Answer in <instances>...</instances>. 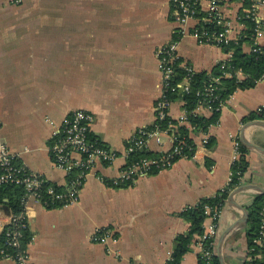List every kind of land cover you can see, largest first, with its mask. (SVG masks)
Listing matches in <instances>:
<instances>
[{
    "label": "crops",
    "instance_id": "0c3cea01",
    "mask_svg": "<svg viewBox=\"0 0 264 264\" xmlns=\"http://www.w3.org/2000/svg\"><path fill=\"white\" fill-rule=\"evenodd\" d=\"M41 6H52L54 14H31L30 8ZM220 10L235 35L242 33V52L250 53L246 25L237 19L239 3ZM171 12V0H53L48 5L0 0V141L17 155V163L63 187L66 176L49 153L51 132L79 109L93 115L91 135L120 153L111 164L95 163L76 202L44 207L27 200V251L33 264H166L175 238L189 229L181 212L230 183L235 140L246 149L247 165L221 209L215 255L221 264H244L247 207L264 190V125L255 124L264 120L247 118L264 109V76L255 86L234 91L205 131L189 122L178 125L188 129L194 158H179L128 185L103 181L119 177L128 139L155 122L162 90L159 47L179 39L178 67L184 71L183 65H190L194 73L207 75L231 57L223 47L198 43L187 34L178 37ZM259 15L264 17V5ZM193 25L188 22L186 29ZM257 42L264 47V32ZM227 73L222 76L230 77ZM233 75L245 78L240 70ZM195 110L203 118L213 113L204 105ZM184 112L185 101L177 95L169 115L177 121ZM205 137L210 147L203 144ZM171 146L172 139L163 135L159 142L150 138L146 151L161 157ZM5 202H0V229L8 214ZM210 225L205 217L204 230ZM101 228L110 229L115 240L94 241ZM197 241L179 264H198ZM0 264L16 263L0 257Z\"/></svg>",
    "mask_w": 264,
    "mask_h": 264
},
{
    "label": "built area",
    "instance_id": "2783aa9c",
    "mask_svg": "<svg viewBox=\"0 0 264 264\" xmlns=\"http://www.w3.org/2000/svg\"><path fill=\"white\" fill-rule=\"evenodd\" d=\"M17 2L19 0H16ZM244 1L246 5H244ZM231 2L239 3L240 10L237 19L241 22L250 20L254 23L253 34L250 36L251 52L260 49L257 38L264 32V17L259 15V9L264 5V0H171V16L177 24L176 33L178 37L191 35L198 43L213 44L217 46H229L243 41L242 33L236 34L222 14L220 8ZM206 3V10H202V4ZM193 22L190 30L186 29V24ZM234 33V35H233ZM249 38V37H248ZM179 39H174L170 43L159 47L157 51L159 59V70L161 72V93L155 106V122L151 127L139 128L129 139L122 157L125 158V166L122 168L119 177L111 180L104 179L109 186H123L133 183L139 176L160 172L168 169L179 158H194L195 146L185 144V137L178 133V125L188 122L187 112L182 117L174 121L169 115L171 100L169 93L187 94L191 90V76L194 73L190 65H183L185 75L177 81L175 69L181 65V60L177 53V43ZM232 54L231 49L227 50ZM223 75H228L224 72ZM220 77L212 80L198 90L199 96L197 105H204L211 111H220L222 103L217 92V85ZM216 104H218L216 106ZM193 113L197 115L196 110ZM93 115L84 110H74L64 120L60 127L54 128L51 132L49 153L53 165L63 171L66 176V183L59 190L55 184L46 177L28 170L24 165L17 163V155L12 153L7 144L0 141V184L12 183L23 185L24 195L22 197V211L19 214L8 213L1 223V234H5V245L7 247H18L20 232L19 228L27 227L26 203L29 198L39 202L44 207H61L74 203L78 199L81 188L86 177L93 170L97 161L105 164L113 163L119 156L115 149L106 146L102 141L91 135V123ZM166 121L165 125L160 122ZM191 126V125H190ZM192 127V126H191ZM193 128V127H192ZM168 135L172 139V146L161 157H138L130 159V155L140 150H147V141L150 138L159 142L161 136ZM203 144L208 143V139H203ZM233 163L239 158V141H234ZM233 165V164H232ZM233 171L231 169L230 179ZM230 180V181H231ZM241 181V179H240ZM44 187L45 197L42 195ZM206 217L211 220V225L203 235L198 238L200 253L205 260H209L215 255V240L218 232V219L221 209H213L205 206ZM13 228L11 229L10 227ZM262 235L264 237V209L262 212ZM212 239L210 249H204L203 241ZM94 241L105 243L114 241L115 237L110 229L101 228L93 236ZM264 245V239L262 241ZM28 246V245H27ZM27 246L14 254L5 253L0 250V257L11 259L16 264H33L27 251ZM199 253V254H200Z\"/></svg>",
    "mask_w": 264,
    "mask_h": 264
},
{
    "label": "trees",
    "instance_id": "16d2710c",
    "mask_svg": "<svg viewBox=\"0 0 264 264\" xmlns=\"http://www.w3.org/2000/svg\"><path fill=\"white\" fill-rule=\"evenodd\" d=\"M244 5L246 2L244 1ZM246 25V35L248 40L253 34L254 23L250 20H244ZM240 41L237 44H232L229 46H222L224 50L231 49L232 54L230 59L219 66L215 67L211 74L207 75L204 73H192L191 76V90L187 94L169 93L168 97L170 100L181 95L185 101V111L187 112V119L193 129H200L205 131L207 126L211 123L217 121V117L220 111L214 110L209 118H203L199 115H195L193 110L195 109L199 96L196 95L198 90L203 89L210 81V77H220L219 83L217 85V92L219 94V99L223 104L225 100L236 90L248 89L257 83L264 76V47H260L258 51L250 52L245 54L242 52ZM240 70L245 78L242 80L237 79L234 74L235 71ZM224 72H230V77H223ZM185 75L184 71L180 67L175 69L174 81L179 80ZM218 104H216L217 106ZM263 119L264 120V109L261 108L259 112H253L248 116V120L253 119ZM166 121L160 122V125L164 126ZM178 133L185 137V144L194 147V143L188 137L187 127L181 125L178 127ZM239 141V140H238ZM211 140H208L206 146L210 147ZM246 149L239 142V158L236 160L231 169L234 172L232 180L230 183L222 190L218 191L211 197L204 198L200 200L197 204L186 207L182 212L181 216L187 220L189 223V229L187 232L178 235L175 238V245L171 254L170 259L166 264H179L182 255L188 250L192 242H196L204 233L203 220L206 217L205 206H210L215 209H222L225 200L230 192L235 186L239 185L240 179L243 175L245 167L247 165L245 160ZM152 157L150 153L145 150H140L135 154L130 155V159H136L138 157ZM157 158V157H152ZM153 172L151 174H156ZM57 190L60 187L56 188ZM24 195L23 185H14L12 183L0 184V202L6 199L4 204L5 209L8 213L19 214L22 211V197ZM42 195L45 197L44 187L42 188ZM264 209V195H257L254 197L251 204L247 207L248 219L246 227V237H247V251L246 259L244 264H264V245L262 241L264 239L262 235V212ZM11 229L13 228L10 227ZM19 246L18 247H7L5 245V234L0 235V250H4L5 253L14 254L19 250L24 249L30 242L31 236L28 231V226L19 228ZM212 239L208 238L203 241L204 249H210V242ZM198 264H221L216 257L213 255L208 261L202 257L200 253L198 255Z\"/></svg>",
    "mask_w": 264,
    "mask_h": 264
},
{
    "label": "rangeland",
    "instance_id": "374dc122",
    "mask_svg": "<svg viewBox=\"0 0 264 264\" xmlns=\"http://www.w3.org/2000/svg\"><path fill=\"white\" fill-rule=\"evenodd\" d=\"M21 1V0H19ZM43 2H45V4H52L53 3V0H41ZM43 5V3H41ZM30 11H31V14L32 15H50L52 16L54 13H53V7L52 6H41V7H38V8H30Z\"/></svg>",
    "mask_w": 264,
    "mask_h": 264
},
{
    "label": "water",
    "instance_id": "95a60500",
    "mask_svg": "<svg viewBox=\"0 0 264 264\" xmlns=\"http://www.w3.org/2000/svg\"><path fill=\"white\" fill-rule=\"evenodd\" d=\"M256 123H258V124H261V125H264V122H260V121H257V122H255V124ZM257 194H259V195H264V190H259V191H257ZM245 211V210H244Z\"/></svg>",
    "mask_w": 264,
    "mask_h": 264
}]
</instances>
